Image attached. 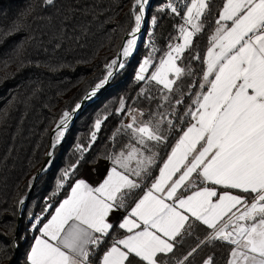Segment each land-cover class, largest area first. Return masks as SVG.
<instances>
[{"label":"trees","instance_id":"obj_1","mask_svg":"<svg viewBox=\"0 0 264 264\" xmlns=\"http://www.w3.org/2000/svg\"><path fill=\"white\" fill-rule=\"evenodd\" d=\"M172 1L153 0L137 51L68 126L33 187L16 232L19 203L43 164L52 127L104 80L106 66L113 65L124 35L135 24L137 7L133 9L134 0H0V264H29L27 253L39 229L120 119L116 110L127 107L137 92L140 61L148 57L153 68L179 39L183 24L168 9ZM207 3L201 31L177 60L183 72L174 92L184 101L204 77L205 54L224 0ZM113 225L103 243L91 249L90 264H100L103 253L125 234L119 220ZM205 237L184 228L173 252L165 256L167 262L200 264L215 253L212 264H226L232 245ZM14 242L18 250L13 260Z\"/></svg>","mask_w":264,"mask_h":264},{"label":"snow or ice","instance_id":"obj_2","mask_svg":"<svg viewBox=\"0 0 264 264\" xmlns=\"http://www.w3.org/2000/svg\"><path fill=\"white\" fill-rule=\"evenodd\" d=\"M147 2L135 0L133 7L139 6L140 14L135 15L133 34L140 29ZM168 7L179 14L173 5ZM207 8V0H190L184 13L190 29L181 25L183 43L176 44L161 59L151 79L171 88L174 81L168 74H182L177 60L201 31L199 21ZM227 22H231L230 26ZM216 23L206 57L207 90L197 95L196 110L190 112L195 122L172 149L159 178L119 223V228L127 229L129 235L114 241L100 264H132L131 257L139 258V264H160L161 254L173 252L188 214L213 230L209 239L235 246L229 264H264V0H225ZM135 43V39L127 41L124 56L130 55ZM150 63V59L144 60L138 79H145L143 73ZM105 82L101 81L97 89ZM69 117L68 112L63 113L53 146L64 135ZM99 127L98 120L96 128ZM134 132L139 134L141 144L145 138L163 139L148 125ZM137 152L133 147L115 163L128 169ZM136 163L132 171L139 176L144 161L137 159ZM177 173H181L178 179L172 180ZM194 173L202 182L224 191L201 187L186 198L176 197L177 189ZM138 187L115 167L98 187L77 181L71 195L39 229L41 235L35 238L27 257L29 264H90L91 249L99 247L114 227L110 214L124 207V190ZM231 190L253 194L254 198L249 202L246 195L233 194ZM170 199L172 203L166 202ZM204 264H212L211 259Z\"/></svg>","mask_w":264,"mask_h":264},{"label":"crops","instance_id":"obj_3","mask_svg":"<svg viewBox=\"0 0 264 264\" xmlns=\"http://www.w3.org/2000/svg\"><path fill=\"white\" fill-rule=\"evenodd\" d=\"M222 7L219 11V14L222 11ZM227 23L230 26L231 22H227ZM217 27L218 25L216 24L211 34V37L215 35ZM210 46H211V40H210ZM167 53H165L163 56L159 58L155 66L152 68L150 75H148L149 77L141 80V84L137 92L129 102L127 107L128 109L124 113L122 120L119 122V124L117 123V125H115L109 136L101 145L97 154L90 160L82 175L73 183L68 194L59 202L56 208L59 207V205L68 196L71 195V190L76 185L77 181L84 180L89 186L93 188L98 187L107 178L111 169L115 167L117 171L123 172L124 174L128 175L130 179H133L137 184H139L138 188L124 190V198H123L124 207L116 208L110 214L111 223L114 224L115 221L117 220H119V223H121L126 216H129L131 209L135 206V203H137L139 199L143 197L145 192H147L151 188L152 184L155 183V181L159 178L160 170L167 162L168 157L172 153V149L176 146L177 142L179 141L180 137L183 135L184 131H186L187 128L191 126L192 123L195 122L193 117L190 115V112H194L196 110V104L194 103V101L196 100L197 95L207 90V84L204 81V77H203L202 82L200 86L197 88L196 92L192 95V97L188 101H185V103L183 102L184 103L183 110L179 112L178 111L173 112L171 107H173L182 99L174 93L175 85L182 74L179 77H177L174 73L168 74V78L174 81L170 89L165 88L163 84H160L157 81L151 79L152 73L156 71V69L160 65L161 59L165 58ZM206 57H207V51L205 54V64H206ZM177 66L180 67L178 65V62H177ZM206 70H207V64H206ZM202 84L204 85L203 88H201ZM164 118H167V120H165ZM169 120L171 121V123L167 124ZM128 125H132V128H129ZM144 125H148L158 135L162 136L163 139L161 141H155V140H147L145 138V143L141 144L139 142L140 136L139 134L134 132V129ZM174 136L176 137L173 139V141L170 142V140ZM169 142H170V147L166 152V154L163 155V152ZM133 147L138 149V152L136 153V158L129 162L128 169L121 168L119 164L115 163V161L117 160V158H122V154L123 157H126ZM149 158L151 160V163H148ZM137 159L144 161V165L141 166L140 168L141 174L139 176H136L132 171L137 168V163H136ZM155 168L157 169L156 174L152 179H149ZM180 174L181 173H177L175 176H173L172 180L178 179ZM171 182L172 181H169V184H171ZM201 187H216L217 191H224V189H222L220 186L212 185L210 182H202V178L194 173L192 177L189 178L188 181H185L184 185H182L179 189H177L176 197L186 198L187 196L191 195L194 191L199 190ZM186 189H190V190L183 193L182 191ZM231 191L233 194L246 195L247 198L249 195L250 196L252 195V194H243L239 190H231ZM251 197L248 198L249 202H251L252 199L254 198L253 195ZM166 202L172 203V200L170 199L167 200ZM55 209L53 213L50 215V217L47 219V221H45V223H47L48 220L51 219V216L55 213ZM188 215H189V219L186 222L184 228L188 229L189 232H191L192 234H195L197 237L204 234L208 236L207 235L208 233H206V231H213L212 229L208 228L207 225L203 224L202 221L196 220L194 217H191L190 214ZM42 227L43 225L41 226V228ZM122 230L125 232V234L122 237L118 238L117 240L123 238L126 235H129L127 229H122ZM40 235L41 233L39 231L37 236ZM34 242L35 239L32 245L34 244ZM31 247L27 253V257L31 250ZM232 247L234 248L235 246L232 245ZM231 252L229 255H231ZM168 254L169 253L160 255L159 257L160 264H169V262H167V259L165 258V256ZM209 258L211 259L212 262L217 258V254L210 253L200 264H204V262L206 260H209ZM130 259L132 260V264H139V258L131 257ZM230 259L231 256L229 258V261Z\"/></svg>","mask_w":264,"mask_h":264},{"label":"water","instance_id":"obj_4","mask_svg":"<svg viewBox=\"0 0 264 264\" xmlns=\"http://www.w3.org/2000/svg\"><path fill=\"white\" fill-rule=\"evenodd\" d=\"M135 4V0H134V3H133V6ZM152 4H153V0H149L147 5H146V8H145V14L144 16L142 17V20H141V24H140V29L138 32L135 33V36L136 35H140V39L138 40V43L136 44L133 52L131 53V55H129L128 57H123V53H122V46H123V43L125 42V40L134 35L132 33V29L135 28V26H133L131 28V30H129L123 37V40L121 42V45H120V48L118 50V53L115 57V64L113 65V67L111 69H109L106 77L104 78L103 81H106L100 88L97 89V85L95 86H92L90 87L83 95L82 97L79 99V101L74 105L73 109L71 111H67L69 114H70V117L68 119V124H67V127L73 122V120L76 118V116H78V114L80 113V109L89 101L91 100L102 88H104L105 86H107L110 81L115 77V75L119 72L120 69H122L126 62L134 55V53L137 51L141 41L143 40L144 38V34H145V31H146V28H147V24H148V14H149V10L151 9L152 7ZM137 7V6H136ZM135 7V8H136ZM133 7V9H135ZM125 58H127V61H124ZM123 64V67H120V65ZM109 65V64H108ZM109 73H111V75H109ZM77 105H79V108H77ZM60 119L59 118L56 123L54 124L52 130H51V137L57 132V126L59 125V122H60ZM63 127V126H61ZM66 130L67 128H64V135L66 133ZM64 135L60 138L59 142L58 143H55V146L59 143H61V141L63 140L64 138ZM54 143H50V146L49 148L47 149L46 153H45V158H44V161H43V164L42 166L37 170V172L34 174L33 176V180H32V183L28 189V192L27 194L22 198V200L20 201L19 203V209H18V221H17V224H16V232H18L19 230V226H20V219H21V215L30 199V196H31V193H32V190H33V187L37 181V179L39 178V176L42 174V172L46 169L48 163H49V159L53 153V148L55 146H53ZM52 150V151H51ZM51 153V155H49ZM14 250H15V254H14V257H13V260L16 258V253H17V250H18V246H17V243L14 242ZM12 260V261H13ZM11 261V262H12Z\"/></svg>","mask_w":264,"mask_h":264},{"label":"rangeland","instance_id":"obj_5","mask_svg":"<svg viewBox=\"0 0 264 264\" xmlns=\"http://www.w3.org/2000/svg\"><path fill=\"white\" fill-rule=\"evenodd\" d=\"M168 5H169V4H168ZM168 5H167V6H168ZM185 26L188 27V28L190 29V26H189V25H185ZM150 31H151V29H148V32H150ZM178 43H183V39H182V37H181V33H180V36H179V39L177 40V42L174 43V44L170 47V49H171L172 47H174V46H175L176 44H178ZM168 52H169V51H168ZM145 59H149V58H148V57H144V58L140 61L139 65H138V67H137V77H138V74H140V72H139V70H140V66L143 64V62H144ZM109 65H111V67H109ZM109 65L106 66V67L108 68V71H109L110 68L113 67L112 64H109ZM150 65H151V63H150ZM150 65H149V67H150ZM149 67H148V70H147L145 73H143V75H144L145 78L149 77L148 75H150V72H151V70H152V68L150 69ZM180 68H181V67H180ZM107 73H108V72H107ZM106 75H107V74H106ZM178 80H179V79H178ZM96 85H98V84H96ZM94 86H95V85H94ZM174 93H175V92H174ZM175 94H176V93H175ZM180 98H181V97H180ZM180 102H181V104H180ZM183 102L185 103L184 99L182 98L181 101H179L177 104H175L173 107H171L172 111H173V112H176V111L179 112V111L183 110V107H184V103H183ZM182 103H183V105H182ZM181 106H182V107H181ZM127 107H128V106H127ZM127 107H125V108H123V109H117V110H116L117 112H119V113L121 114V117H120V119H119L118 122H117L118 124H119V122L122 120V118H123V116H124V113L127 111V109H128ZM168 107H169V105H168ZM70 111H71V110H70ZM66 112H67V111H66ZM61 117H62V116H61ZM61 117H60V118H61ZM164 119L167 120V118H164ZM168 119H169V118H168ZM169 121H170V120H169ZM169 121L167 122V124L169 123ZM117 123H116L115 125H117ZM114 127H115V126H114ZM114 127H113V128H114ZM52 128H53V127H52ZM67 128H68V127H67ZM113 128L111 129V131L113 130ZM51 130H52V129H51ZM66 131H67V130H66ZM111 131L109 132V134L111 133ZM56 133H57V132H56ZM56 133H55L52 137H51V135H50L49 146H50V143H51V144L53 143V140L55 141V139H56ZM109 134H108V136H109ZM108 136H107V137H108ZM107 137H106V138H107ZM62 141H63V140H62ZM62 141H61V142H62ZM48 148H49V147H48ZM53 149H54V148H53ZM99 149H100V148H99ZM98 151H99V150H98ZM98 151H97V152H98ZM96 154H97V153H96ZM96 154H95V155H96ZM95 155H94V156H95ZM51 156H52V155H51ZM94 156H93V157H94ZM93 157H92V158H93ZM92 158H91V159H92ZM89 162H90V161H89ZM89 162H88V163H89ZM88 163H87V164H88ZM86 166H87V165H86ZM86 166H85V168H86ZM85 168H84V170H85ZM83 172H84V171H83ZM69 190H70V189H69ZM68 192H69V191H68ZM67 194H68V193H67ZM251 198H252V197H251ZM251 198H250V199H251ZM247 199H248V198H247ZM19 227H20V226H19ZM206 233H208V234H207L208 236L205 237V238L207 239V238H209V237L212 235L213 231H206ZM232 248H233V247H232ZM232 248L230 249L229 254H230ZM230 256H231V255H229L226 264L229 263V258H230Z\"/></svg>","mask_w":264,"mask_h":264},{"label":"built area","instance_id":"obj_6","mask_svg":"<svg viewBox=\"0 0 264 264\" xmlns=\"http://www.w3.org/2000/svg\"><path fill=\"white\" fill-rule=\"evenodd\" d=\"M190 3V0H173L170 4L177 8V13H173L171 8L168 7L169 11L175 14L180 22L185 26V16L184 13L187 10V5Z\"/></svg>","mask_w":264,"mask_h":264},{"label":"bare ground","instance_id":"obj_7","mask_svg":"<svg viewBox=\"0 0 264 264\" xmlns=\"http://www.w3.org/2000/svg\"><path fill=\"white\" fill-rule=\"evenodd\" d=\"M148 1H149V0H148ZM147 3H148V2H147ZM147 3L144 5L142 17H143L144 14H145V8H146ZM137 14H140L139 6H137ZM134 26H136V25L134 24ZM130 39H135V42H136V43H135V46H136V44L138 43V40L140 39V35L138 34V35L135 36V34H134V35L128 37V38L125 40V42L123 43V46H122V53H123V48H124V46L126 45L127 41L130 40ZM135 46L132 48L131 53L133 52ZM131 53H130V55H131ZM128 56H129V55H128ZM128 56H124V55H123V57H128ZM113 65H114V64H113ZM110 69H111V68H110ZM63 131H64V129H63ZM51 151H52V150H51Z\"/></svg>","mask_w":264,"mask_h":264}]
</instances>
